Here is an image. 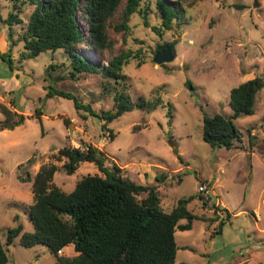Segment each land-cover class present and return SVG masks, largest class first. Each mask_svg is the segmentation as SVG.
I'll return each mask as SVG.
<instances>
[{
  "label": "rangeland",
  "instance_id": "obj_1",
  "mask_svg": "<svg viewBox=\"0 0 264 264\" xmlns=\"http://www.w3.org/2000/svg\"><path fill=\"white\" fill-rule=\"evenodd\" d=\"M171 1L140 0V12L130 19L125 44V50L134 57L138 53V58L122 68L126 89L114 84L116 90L110 94L102 92L100 74L68 78L70 67L61 52L19 61L20 26H13L16 45L11 46L3 23L11 7L0 1V53L11 56L10 64L0 59L2 242L7 229L18 224L23 232L33 230L25 213L33 201L31 182L19 177L56 165L59 170L53 184L71 192L82 177L102 174L94 163L84 160L68 176L62 168L68 160L57 158L58 152L69 147L86 153L90 145L104 154L106 167L117 165L136 183H153L154 172L163 175L158 191L164 210L169 211L180 198L194 197L188 208L199 219L190 230L176 231L175 264H264V88L254 114L234 121L242 134L238 149L211 148L202 140L204 115H230V90L255 77L264 79V0L257 8L253 0L200 1L192 8L184 5L185 12L180 14L168 4ZM159 5L176 14L169 31L160 28ZM31 10L26 7L21 17ZM143 15L149 27L144 26ZM115 38L118 53L121 39ZM166 44L172 48L173 59L158 65L153 60L156 47ZM50 88L69 93V99L46 97ZM122 91L133 103L142 98L146 102L160 99L162 104L153 110L135 107L103 131L101 113L112 111L114 97ZM75 103L83 107L76 109ZM16 122L21 124L8 128ZM29 159L32 164L27 163ZM200 182L211 186L208 199L197 193ZM221 222V233L215 234ZM59 255L76 253L64 248ZM7 256L8 264H55L46 247L24 248L19 238L7 247Z\"/></svg>",
  "mask_w": 264,
  "mask_h": 264
},
{
  "label": "trees",
  "instance_id": "obj_2",
  "mask_svg": "<svg viewBox=\"0 0 264 264\" xmlns=\"http://www.w3.org/2000/svg\"><path fill=\"white\" fill-rule=\"evenodd\" d=\"M0 1L7 2L11 7L3 20L13 41L11 46L16 45L12 39L13 26H20L17 42L23 45V50L19 61L36 58L44 52L58 51L68 62V78L71 80L100 74L104 80L102 92L110 94L113 89L116 90L114 84L120 83L126 89L127 77L122 68L131 59L138 58V53L134 57L132 51L125 50V44L130 32V19L138 12L140 0ZM200 1L206 0H173L168 4L180 14L185 12L184 5L192 8ZM253 6L259 7L260 0H253ZM26 7H32L31 13L22 18ZM158 12L162 19L161 30H171L176 14L164 5H159ZM142 17L144 26L149 27L145 16ZM157 29L152 28L155 32H158ZM115 37L121 39L118 53L115 50L119 41ZM0 59L11 63L7 52L0 53ZM50 68H55V65H50ZM263 88L264 79L255 77L231 89L230 115H204L202 140L211 148L238 149L242 134L234 121L254 114L257 96ZM53 95L70 97L67 92L50 88L46 97ZM161 104L160 99L146 102L142 98L133 103L125 92H117L112 111L101 113V129L108 130L109 123L135 107L153 110ZM74 107L83 106L75 103ZM37 119L42 128L41 118ZM19 122L10 124L8 128L13 129L21 124ZM76 156H83L85 161L94 163L102 175L82 177L71 192L53 184V177L59 170L56 165L41 166L34 176L26 173L24 177H19L22 182H31L33 201L25 213L33 230L23 232L21 224L7 229L5 241L0 240V264H8L7 247L17 238L24 248L46 247L55 264H175L178 251L176 231L190 230L192 222L199 219L188 208L194 197L180 198L175 206L166 211L158 191L163 175L156 174L153 183H136L117 165L106 167L104 154L89 145L86 153L69 147L58 152L57 158L68 160L62 166L68 176L78 168L73 163ZM32 162V159L27 161L28 164ZM205 204L207 201H204ZM223 225V222L219 223L215 234L221 233ZM68 246L76 255H59Z\"/></svg>",
  "mask_w": 264,
  "mask_h": 264
},
{
  "label": "water",
  "instance_id": "obj_3",
  "mask_svg": "<svg viewBox=\"0 0 264 264\" xmlns=\"http://www.w3.org/2000/svg\"><path fill=\"white\" fill-rule=\"evenodd\" d=\"M173 59V54H172V48L168 45L166 50L163 52V50H160L159 48L156 50V53L154 55V62L158 65L167 63ZM79 161H84L83 156H76L73 160V163L76 164Z\"/></svg>",
  "mask_w": 264,
  "mask_h": 264
},
{
  "label": "built area",
  "instance_id": "obj_4",
  "mask_svg": "<svg viewBox=\"0 0 264 264\" xmlns=\"http://www.w3.org/2000/svg\"><path fill=\"white\" fill-rule=\"evenodd\" d=\"M197 193L202 197L208 199L211 193V186L208 183L200 182L197 187Z\"/></svg>",
  "mask_w": 264,
  "mask_h": 264
},
{
  "label": "flooded vegetation",
  "instance_id": "obj_5",
  "mask_svg": "<svg viewBox=\"0 0 264 264\" xmlns=\"http://www.w3.org/2000/svg\"><path fill=\"white\" fill-rule=\"evenodd\" d=\"M167 44L166 45H160V46H158V47H156V50L159 48L160 50H163V52L166 50V48H167ZM156 50H155V53H156Z\"/></svg>",
  "mask_w": 264,
  "mask_h": 264
},
{
  "label": "crops",
  "instance_id": "obj_6",
  "mask_svg": "<svg viewBox=\"0 0 264 264\" xmlns=\"http://www.w3.org/2000/svg\"><path fill=\"white\" fill-rule=\"evenodd\" d=\"M156 174H155V172H154V176H155ZM149 183H151V182H149ZM67 249H69V248H71L72 249V247L71 246H68V247H66Z\"/></svg>",
  "mask_w": 264,
  "mask_h": 264
}]
</instances>
